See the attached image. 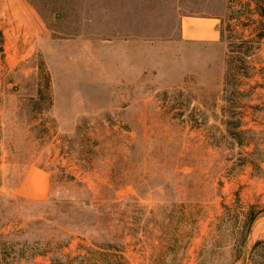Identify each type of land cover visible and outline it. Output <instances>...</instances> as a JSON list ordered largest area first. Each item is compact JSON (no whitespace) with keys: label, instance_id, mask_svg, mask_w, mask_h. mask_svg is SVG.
I'll return each instance as SVG.
<instances>
[{"label":"rangeland","instance_id":"374dc122","mask_svg":"<svg viewBox=\"0 0 264 264\" xmlns=\"http://www.w3.org/2000/svg\"><path fill=\"white\" fill-rule=\"evenodd\" d=\"M0 264H264V0H0Z\"/></svg>","mask_w":264,"mask_h":264},{"label":"crops","instance_id":"0c3cea01","mask_svg":"<svg viewBox=\"0 0 264 264\" xmlns=\"http://www.w3.org/2000/svg\"><path fill=\"white\" fill-rule=\"evenodd\" d=\"M180 37L191 42H215L220 39L217 19L183 15L180 19Z\"/></svg>","mask_w":264,"mask_h":264}]
</instances>
